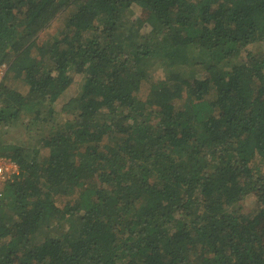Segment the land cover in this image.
<instances>
[{
  "label": "trees",
  "instance_id": "16d2710c",
  "mask_svg": "<svg viewBox=\"0 0 264 264\" xmlns=\"http://www.w3.org/2000/svg\"><path fill=\"white\" fill-rule=\"evenodd\" d=\"M1 65L0 264H264V0H0Z\"/></svg>",
  "mask_w": 264,
  "mask_h": 264
},
{
  "label": "rangeland",
  "instance_id": "374dc122",
  "mask_svg": "<svg viewBox=\"0 0 264 264\" xmlns=\"http://www.w3.org/2000/svg\"><path fill=\"white\" fill-rule=\"evenodd\" d=\"M140 17L142 18V17H144V15H142V14L140 13ZM63 18H64V15H62V16L60 17L61 22H62ZM58 23H59V22H58ZM55 25H57V24H55ZM19 128H21L22 130H21V132L18 133V129H19ZM19 128H18V129L10 130L9 133H8L7 135H5V139H7V140H12V141H14V142H16V143H18V142H20V143H24L26 146H27V145H29V146H30V145H33V142H34L35 140H33L32 138H29V137L32 136V135L29 136V134H30V133H35V128H36V127H32V128H30V133H29L28 131L24 130L23 125H20ZM24 134H26V136H24ZM28 136H29V137H28ZM31 143H32V144H31ZM0 185H1V184H0ZM0 187H1V186H0ZM253 200H254V199H253L252 197H248L247 199H245V200L241 203L242 207H244V208L247 209V210L251 209V208H252V205H253ZM60 202L63 203L61 199L58 200V203H57L58 206H60V205H59Z\"/></svg>",
  "mask_w": 264,
  "mask_h": 264
},
{
  "label": "built area",
  "instance_id": "2783aa9c",
  "mask_svg": "<svg viewBox=\"0 0 264 264\" xmlns=\"http://www.w3.org/2000/svg\"><path fill=\"white\" fill-rule=\"evenodd\" d=\"M5 71H6V66L1 65L0 66V81ZM15 173H17V166L12 162L8 163L7 161L0 158V184L2 181H4V179L7 178L9 174H15ZM0 196H1V192H0Z\"/></svg>",
  "mask_w": 264,
  "mask_h": 264
}]
</instances>
